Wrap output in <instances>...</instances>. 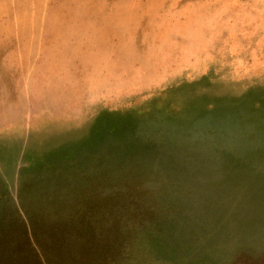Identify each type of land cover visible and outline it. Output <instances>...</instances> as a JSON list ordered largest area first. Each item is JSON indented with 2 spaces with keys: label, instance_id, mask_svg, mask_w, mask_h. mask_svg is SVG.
I'll return each mask as SVG.
<instances>
[{
  "label": "rangeland",
  "instance_id": "obj_1",
  "mask_svg": "<svg viewBox=\"0 0 264 264\" xmlns=\"http://www.w3.org/2000/svg\"><path fill=\"white\" fill-rule=\"evenodd\" d=\"M202 1L213 12L185 24L200 36L167 32L169 9L109 36L125 70L172 40L202 69L30 119L42 104H15L29 76L11 71L27 43L10 42L27 0H0V264H264V26L241 16L264 0H186L168 17Z\"/></svg>",
  "mask_w": 264,
  "mask_h": 264
},
{
  "label": "bare ground",
  "instance_id": "obj_2",
  "mask_svg": "<svg viewBox=\"0 0 264 264\" xmlns=\"http://www.w3.org/2000/svg\"><path fill=\"white\" fill-rule=\"evenodd\" d=\"M145 2L149 5L145 6ZM185 3L186 0H27L26 12L20 16L19 22L13 24L15 28L21 24L25 28L10 38V42L27 43V48L18 56L17 65L11 68L14 74L27 73L29 76L27 81L19 82L20 86L28 88V93L16 99L15 104H42L31 116L28 114L30 119L41 114L40 107H46L53 116H63L66 113L71 115L82 112L85 106L96 101L120 96L138 86L151 85L156 82L153 79L155 75L169 77L187 68L202 69L201 59L197 57V47L193 42L172 40L157 42V54L149 55L145 61H130V69L125 70L122 60L114 55H120V50L112 47L113 42L109 38L116 35L115 26L139 24L150 18L154 10L167 12V9L169 12L164 21L167 32L173 29L181 39L200 36L199 30H185V24L198 17L202 18L203 12V19L207 18L209 12L213 11L202 1L194 8H185L180 16L175 15L172 19L168 17V14ZM229 12L233 22L239 23L237 13ZM223 13L219 14L220 22L226 20V12ZM118 15L121 16L120 19H117ZM241 16L250 20L255 17L254 24L246 25L248 33L257 24L264 26V11L257 16L243 10ZM100 25L106 27L101 29L103 32L100 36L94 37ZM156 36L160 38L162 33H157ZM125 37L122 44L124 49L133 34L130 31ZM261 43L264 42L258 43L259 49L256 51L260 50ZM112 53L115 58L111 57ZM68 105H71V109L67 111ZM80 115L85 114L82 112ZM6 119H16V114L10 113Z\"/></svg>",
  "mask_w": 264,
  "mask_h": 264
}]
</instances>
